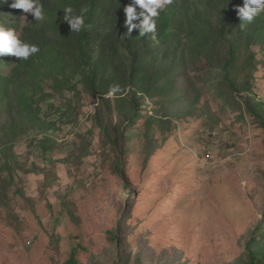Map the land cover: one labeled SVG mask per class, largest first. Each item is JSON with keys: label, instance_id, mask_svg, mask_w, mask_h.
I'll list each match as a JSON object with an SVG mask.
<instances>
[{"label": "rangeland", "instance_id": "rangeland-1", "mask_svg": "<svg viewBox=\"0 0 264 264\" xmlns=\"http://www.w3.org/2000/svg\"><path fill=\"white\" fill-rule=\"evenodd\" d=\"M212 70L189 64L178 80L200 90L217 124L198 111L147 163L140 140L125 174L114 171L117 156L86 104L54 159L87 139L89 155L46 163L50 178L0 168V264H70L73 253L77 264H248V248L264 246V130L240 95L229 102L218 93ZM256 78L264 100L263 73ZM15 152L26 169L45 165L23 139Z\"/></svg>", "mask_w": 264, "mask_h": 264}, {"label": "trees", "instance_id": "trees-1", "mask_svg": "<svg viewBox=\"0 0 264 264\" xmlns=\"http://www.w3.org/2000/svg\"><path fill=\"white\" fill-rule=\"evenodd\" d=\"M40 2L45 19L37 22L11 8L12 0H0V24L40 49L26 61L0 56V168L10 175L22 170L50 178L46 163L54 166L89 155L92 142L87 139L67 143L68 156L54 159L63 147L62 134L79 123L84 104L94 109L89 118L117 156L112 161L116 173L125 174L122 164L138 150L140 140L147 163L165 134L198 111L216 125L200 90L178 80L189 64L213 68L218 93L229 102L240 95L264 130V100L255 92L256 74L261 71L264 78V13L241 29L235 9L243 0H172L155 18L156 41L139 29L127 34L124 8L132 0ZM68 6L74 15L84 16L79 33L63 20ZM113 85L121 90L108 95ZM150 101L157 106L145 109ZM22 139L43 167L35 162L30 170L22 166L15 152ZM261 231L258 226L254 233ZM75 257L73 253L70 264H77ZM247 257L248 264H264V246L248 248Z\"/></svg>", "mask_w": 264, "mask_h": 264}, {"label": "clouds", "instance_id": "clouds-1", "mask_svg": "<svg viewBox=\"0 0 264 264\" xmlns=\"http://www.w3.org/2000/svg\"><path fill=\"white\" fill-rule=\"evenodd\" d=\"M171 3L172 0H132V3L124 8L127 34L130 35L133 29H139L140 34L151 33L153 41H156L155 18ZM137 6L141 11L137 12ZM10 7L22 10L23 14H31L37 22L45 19L40 0H12ZM235 10L239 17L240 27L243 29L257 16L264 13V0H243L242 6L237 5ZM85 11L86 9L81 10L82 13ZM63 13V20L70 26V31L79 33L84 28V16L74 15V9L71 6L66 7ZM23 17L26 18V15ZM39 51L37 45L22 41L15 29L0 24V56L12 55L19 61H26ZM120 90L119 85H113L108 95H115Z\"/></svg>", "mask_w": 264, "mask_h": 264}]
</instances>
